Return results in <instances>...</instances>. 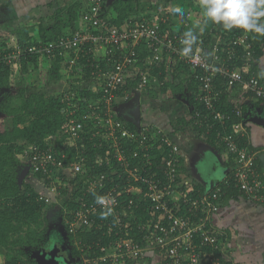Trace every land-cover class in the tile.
<instances>
[{
	"label": "built area",
	"instance_id": "built-area-1",
	"mask_svg": "<svg viewBox=\"0 0 264 264\" xmlns=\"http://www.w3.org/2000/svg\"><path fill=\"white\" fill-rule=\"evenodd\" d=\"M104 3L88 0L80 29L32 46L16 41L0 51V62L14 69L33 55L64 56L68 72L74 71L83 54L109 64L106 68L97 64V70L92 71L98 81L94 88L99 92L85 115L92 127L87 130L86 123L74 117L66 129L77 155L71 160L65 150H57L52 136L47 146L33 144L25 152L29 168L44 178L39 181L38 200L62 207L67 232L82 252V264H128L149 257L157 264H238L227 243V233L215 223L224 194L220 184L237 187L245 197L258 202L264 201V179L257 171L258 152L249 145L243 106L235 104L227 112L220 108L224 91L216 87L215 80L220 76L226 90L237 89L245 97L264 101V75L255 67V39L261 32L233 26L227 41L219 36L212 45L200 38L191 46L185 34L162 29L168 20L162 13L138 21L130 19L126 26L118 27L104 14ZM221 23L214 32L217 35L227 31ZM260 25H264V19L257 21ZM185 40L189 43H183ZM141 44L151 52L146 58L140 56ZM166 60L188 65L191 76L199 82L195 99L214 116L209 128L219 125L215 129L218 137L235 155L233 173L224 180L197 188L198 182L183 169L190 173L191 159L182 154L179 144L151 125L141 124V128L132 130L119 117V102L147 92L152 79L158 83L152 71ZM131 79H137L136 85L126 89ZM75 96L76 91H72L63 98L72 114L80 107L71 101ZM198 121L202 123V118ZM89 141L104 154L95 159L86 157L84 148ZM158 143L164 149L160 154L155 152ZM96 167L105 170L93 174L91 170ZM74 189L80 193L72 199ZM64 190L70 191L69 202L77 204L75 207L66 205ZM97 197H103L104 204H98ZM107 208H111V214L102 219L101 213ZM141 209L157 214L147 222L139 221L142 241L134 238L132 222ZM92 229L116 235V239L109 245L82 243L78 235Z\"/></svg>",
	"mask_w": 264,
	"mask_h": 264
},
{
	"label": "trees",
	"instance_id": "trees-1",
	"mask_svg": "<svg viewBox=\"0 0 264 264\" xmlns=\"http://www.w3.org/2000/svg\"><path fill=\"white\" fill-rule=\"evenodd\" d=\"M164 1H159L156 4H152L151 2L144 4L142 0H111L110 2L105 0L103 12L106 17H109L111 23L118 27H124L130 19L138 21L142 18L155 16L154 14L157 11L152 9L157 8L158 10L160 7H163L166 5ZM11 4V2L5 1L0 10L2 7L3 9L6 7L9 10ZM58 6V9L55 11L56 21L53 25L49 26L40 22L30 26L23 25L15 29H0V51H5L9 41H18L19 44L32 46L36 45L39 41L50 42L69 31L80 29L82 25L81 17L88 8L87 3L84 0H72L71 3L64 2L61 4L59 2ZM163 16L168 18L169 15L163 14ZM2 17L3 15L1 19ZM260 19H264V17H260L258 20ZM207 21L209 20L204 18L199 25L193 23V28H191L190 24L180 30H175L172 28L171 19H169L162 25V29H166L171 33L179 32L185 35L191 33L190 36H186L189 39L195 37L194 41L192 39L194 45L198 43L200 38H203L206 43L213 45L216 41L213 32H209L208 29L206 31L202 30L203 25ZM221 22H213L214 32L221 28ZM232 28L227 29L225 32L224 41L228 40V34L232 31ZM263 47L264 33H261L255 39L257 61L263 54ZM138 49L142 58H146L151 53L145 44L139 45ZM65 60L66 57L58 55H54L52 58H47L43 55H33V57L22 62L20 69H14L12 65L0 62V254L4 256L1 264H38L36 259L38 251L47 245V243L49 244L50 219L45 216L44 212V207L48 206V204L38 200L41 188L37 189L24 180L28 176H32L38 181L44 178L41 173H33L29 168V172L21 181L23 170L30 166V163L25 158V152L22 153L21 150L33 144L47 146L49 144L47 140L52 136V142L55 143L57 150H65V153L72 160L77 155V151L70 145L71 139L66 133L70 120L77 117L86 123L87 130L92 127L90 120L85 115L88 113V104L90 101L96 99L99 94L94 89V85L86 86L79 90L71 88L66 92L59 93H45L44 88L51 84L61 85V81L67 75V81L70 84H75L74 82L77 81L92 80L94 79L92 71L97 70V64H100L103 68L108 67L109 64L105 60L95 61L93 56L83 54L74 71L68 72L66 70L64 72L66 68ZM257 64L255 67L258 66ZM78 71L82 72V76L74 78V75ZM152 75L157 76L159 79L158 83L152 79L148 87V92L153 100L155 101V98L162 97L163 100L175 99L182 103H185L186 100L189 101L186 114L180 117L178 122L184 123L196 134H206L208 140L215 141L217 134L215 129L219 125L212 127L211 132L207 131L209 125L215 122L210 119L214 116L210 111L206 110L204 104L195 99L194 93L199 90V82L191 76V70L188 65L182 61L177 65H169L163 61L159 66H154ZM136 81L137 79H131L125 88L133 89ZM225 84V80L222 77H216V87L224 91L221 102L218 105L227 112L231 110L233 105H226L228 90H226ZM72 91H76V96L71 101L73 103L77 102L80 106L75 114L71 113L68 101H63L65 94ZM169 91L171 92L170 95ZM186 94L190 95L187 96ZM179 95L181 96L178 97ZM204 116H207L208 119L203 118ZM120 118L123 119L122 117ZM201 118L202 123L198 121ZM8 119L11 121L10 126L6 124ZM123 121H125V126L128 128L132 130L139 129L132 121L124 119ZM228 125L230 126V124ZM89 136H91V133ZM93 144L90 141L86 142V147L84 148L86 149L84 155L91 159L104 154V151L98 145L94 147ZM162 148V144L158 143L155 152L160 154V151L164 150ZM183 169L188 174V177L191 176L186 168ZM104 170V168L96 167L91 171L95 174ZM76 180L79 181V178L76 177ZM79 185L83 186L82 182H79ZM220 185L224 190L221 204L243 195L237 187H227L224 184L222 185V183ZM196 187L200 188L203 186L198 183ZM79 189L73 190L72 199L80 193ZM63 192L67 197L65 201L66 205L75 207L77 204L69 202L70 196L68 193L70 191L64 190ZM52 205L55 207L56 204ZM59 207H56L59 210L54 212L63 216L64 211L62 207ZM135 214H137V217L132 221L134 228L133 236L135 239L142 241L143 233L138 228V223L139 221H149L155 213L147 214L146 211L141 209L135 212ZM62 226L67 229L65 223ZM103 232L96 229L86 230L81 232L78 238L82 243H95V246L96 243L109 245L110 242L116 239V235L103 234ZM226 236L228 237V235ZM68 244L72 246L73 257L78 256V258L75 257V262L82 264L80 262L82 252L75 245V238L73 236H70Z\"/></svg>",
	"mask_w": 264,
	"mask_h": 264
},
{
	"label": "crops",
	"instance_id": "crops-1",
	"mask_svg": "<svg viewBox=\"0 0 264 264\" xmlns=\"http://www.w3.org/2000/svg\"><path fill=\"white\" fill-rule=\"evenodd\" d=\"M5 1L12 3L11 8L8 10L5 7V10L2 7L0 14L3 17L1 19L0 16V19L11 22L13 18H16L20 23L27 26L40 23L42 20L41 17L43 16L41 14H45L46 16L52 12L55 17V11L59 7L57 6L59 2L61 4L64 2H72V0H0V7L3 6L2 4ZM159 1L163 2L164 0ZM176 1L182 0L164 1L166 5L156 10L157 12L154 15L161 13L167 16L169 15L168 20L171 19L172 28L175 30H180L188 26L187 21L189 25L191 24V28H193V23L199 25L204 18H207L209 21L203 25L202 30L206 31L208 29L209 32L214 33L213 21L205 15L206 9L202 7L200 0H183V3L187 4L184 10L189 17L185 15L180 17V12L178 14L172 6ZM213 35L217 39L220 36L221 40H223L224 34L217 35L214 33ZM190 40L191 46H195L194 40ZM261 59L262 56L258 60V69L264 75V67L260 64ZM165 63L172 65L167 60ZM177 64L179 62L173 65ZM170 94L171 92L169 91ZM227 96L226 105L230 104V106H234L237 104L238 106H243L242 109L245 113L243 120L248 132L249 145L252 150L258 152L257 171L264 179V101L249 96L245 97L237 89H228ZM139 99L142 111L141 124L151 125L155 129L164 131L174 142L181 146V152L184 156L190 159L196 158L195 170L197 173H194V171L190 170L191 167H189L193 181L204 186L203 181L215 172V170L218 173V177L215 179L216 181L224 180L233 173L235 155L230 153L227 144L222 142L218 134H216L215 141H210L206 134H196L187 125L178 122V119L186 114L187 102L185 104L175 99H169L174 100V102H170V104L167 102V105L157 104L155 101L163 100V98H155L156 100L154 101L147 91L140 95L130 97L128 101L119 102V117L134 123L130 117V112L136 107ZM171 105H173L174 109H172ZM210 130L209 128L207 131L209 132ZM222 205L215 223L227 232L226 235L229 237L228 244L233 252V257L237 260L238 264H264V201H252L240 195L225 201ZM0 257L1 263L4 259L3 254H0ZM130 264H157V261L149 257L145 260Z\"/></svg>",
	"mask_w": 264,
	"mask_h": 264
},
{
	"label": "rangeland",
	"instance_id": "rangeland-1",
	"mask_svg": "<svg viewBox=\"0 0 264 264\" xmlns=\"http://www.w3.org/2000/svg\"><path fill=\"white\" fill-rule=\"evenodd\" d=\"M84 2H86L87 3V5H88V1L87 0H84ZM142 2L144 3V4H148L149 2H151L152 4H156L157 2H159V0H142ZM185 2V1H184ZM58 6V5H57ZM172 6L175 8V9H180L181 11H180V17L181 16H183V15H185V16H188V15H186V11L184 10L186 7H187V4L186 3H183V0L182 1H176V2H174L173 4H172ZM172 7V8H173ZM147 9H151V8H147ZM146 9V10H147ZM152 10H157V8H153ZM159 10V9H158ZM177 12V11H176ZM178 14H179V12H177ZM40 14H41V12H40ZM41 15H43L42 17H41V21L40 22H42L43 24H45V25H53V23L56 21V17H54V14L52 13V12H50V13H48L46 16H45V14H41ZM189 17V16H188ZM20 26H23V24L22 23H20V21L19 20H17L16 18H13L12 19V21L11 22H8V20H1L0 21V29H2V28H5V29H15V28H18V27H20ZM263 52H264V50H263ZM260 64L264 67V54L262 55V59H261V61H260ZM67 69L65 68V70L64 71H66ZM68 71V70H67ZM261 71V70H260ZM262 73V72H261ZM82 72L81 71H78L75 75H74V78H76V77H81L82 75ZM68 76V75H67ZM67 76H65L64 77V80L63 81H61L62 82V84L61 85H59V84H51V85H49V86H47L46 88H44V92L45 93H49V92H53V93H59V92H66V91H68L69 89H71V88H76V90H79V89H82L83 87H86V86H91V85H95V84H97L98 83V81L97 80H95V79H92V80H85V81H83V82H79V81H77V82H74L75 84H70V82L69 81H67ZM167 102H168V104H170V102L171 103H173L174 102V100H167V101H165V100H156L155 101V103H157V104H159V103H161V104H166L167 105ZM154 103V104H155ZM73 104H78L77 102H75V103H73ZM72 104V105H73ZM71 105V106H72ZM70 106V105H69ZM172 106V109H174V107H173V105H171ZM71 108V107H70ZM117 109L119 110V105L117 106ZM144 111H146V110H144ZM6 124H7V126H10V124H11V121L8 119L7 121H6ZM30 146H32V145H28L26 148H23V150H21L22 151V153H24V152H27L28 151V149H29V147ZM24 158V157H23ZM192 159V161H193V159L194 158H191ZM190 170H192L193 171V166L191 167V169ZM195 173V172H194ZM26 182H28V183H30L32 186H34L35 188H37V189H39V188H41V184H40V182L38 181V180H35L32 176H28L27 178H25L24 179ZM56 207H59V206H57V205H55V207L53 206V205H50V204H48V206H45L44 207V212H45V216L46 217H49V225L51 226L49 229L51 230V234L53 235V239H54V237H55V239L56 240H59V242L60 243H62V244H65L66 245V250H67V252L68 253H71L70 255H71V257L72 258H74V260L76 259V258H78V256H75V257H73L74 255L72 254V249H71V245L70 244H68V242H69V240H70V234H68V232H67V229H65V232L67 233V235L65 236V237H61L60 236V234H58L59 233V230H58V228L60 229V227L63 225V223H64V217L63 216H60V215H58V214H56V212H54V211H58L59 209L58 208H56ZM60 208V207H59ZM61 230V229H60ZM58 237H60V238H58ZM66 240V241H65ZM67 242V243H66ZM63 252L65 253V250H63ZM233 255V254H232ZM1 258V257H0ZM1 264V263H0ZM75 264H77L76 262H75Z\"/></svg>",
	"mask_w": 264,
	"mask_h": 264
},
{
	"label": "clouds",
	"instance_id": "clouds-1",
	"mask_svg": "<svg viewBox=\"0 0 264 264\" xmlns=\"http://www.w3.org/2000/svg\"><path fill=\"white\" fill-rule=\"evenodd\" d=\"M200 3L206 9L205 15L208 18L217 23L223 21L227 29L233 26H240L264 33V25L257 26L258 19L264 17V0H200ZM176 11L180 12L181 10L176 9ZM186 35L190 36L191 33H187ZM192 39L194 40L195 37H192ZM15 42L9 41L7 46ZM183 43H189V41L185 40ZM187 51L188 49H185V52ZM96 202L104 204L105 201L103 197H97ZM111 211V208H107V210L101 213V218H107L111 214Z\"/></svg>",
	"mask_w": 264,
	"mask_h": 264
},
{
	"label": "water",
	"instance_id": "water-1",
	"mask_svg": "<svg viewBox=\"0 0 264 264\" xmlns=\"http://www.w3.org/2000/svg\"><path fill=\"white\" fill-rule=\"evenodd\" d=\"M111 0H108L110 2ZM187 104H189V101H187ZM130 117L136 124L138 128H141L142 123V111H141V102L140 99L137 101L136 107L131 110ZM196 158L193 159L191 163V167L193 166V171L196 172ZM29 172V167L25 168L21 174V181L24 179L26 174ZM197 175V174H196ZM200 177V176H199ZM218 173L217 170L213 172L211 175H209L203 182L205 185H211L215 179H217ZM61 235H63L62 232ZM63 238V237H62ZM65 250V253L63 252ZM71 253H68L66 250V245L60 243L58 240L54 239L52 241L51 245H45L43 246L37 253L36 259L38 264H75L74 258L71 257Z\"/></svg>",
	"mask_w": 264,
	"mask_h": 264
},
{
	"label": "flooded vegetation",
	"instance_id": "flooded-vegetation-1",
	"mask_svg": "<svg viewBox=\"0 0 264 264\" xmlns=\"http://www.w3.org/2000/svg\"><path fill=\"white\" fill-rule=\"evenodd\" d=\"M0 16H1V14H0ZM60 229L58 228L59 232H62L63 235H61V233H58V234H60L61 237L62 236L65 237L67 235V233L65 232V228L63 226H61ZM54 239H55V237H54ZM54 239H53V235L51 234V230H49V233H48V242H49L50 245L52 244V241ZM49 244L47 243V245H49Z\"/></svg>",
	"mask_w": 264,
	"mask_h": 264
}]
</instances>
